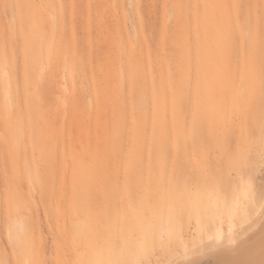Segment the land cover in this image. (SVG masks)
<instances>
[{
  "label": "rangeland",
  "instance_id": "374dc122",
  "mask_svg": "<svg viewBox=\"0 0 264 264\" xmlns=\"http://www.w3.org/2000/svg\"><path fill=\"white\" fill-rule=\"evenodd\" d=\"M0 59L5 264H170L230 221L264 264V0H0Z\"/></svg>",
  "mask_w": 264,
  "mask_h": 264
},
{
  "label": "bare ground",
  "instance_id": "6f19581e",
  "mask_svg": "<svg viewBox=\"0 0 264 264\" xmlns=\"http://www.w3.org/2000/svg\"><path fill=\"white\" fill-rule=\"evenodd\" d=\"M4 48H6V47H4ZM6 50V49H5ZM8 50V49H7ZM3 51V50H2ZM5 52V51H4ZM6 53V52H5ZM8 54H9V52H7ZM3 55H4V53H3ZM6 55V54H5ZM7 56V55H6ZM9 56V55H8ZM8 58V57H7ZM12 61V60H11ZM13 62V61H12ZM7 63V61H6V59H0V68H3L2 69V77H4V75H6L7 76V78H9V75H7V71H8V69H9V67H11V66H8V64H6ZM12 65V64H11ZM11 69H12V67H11ZM66 74V73H65ZM11 76L13 77H10L9 78V80L10 81H6V99H7V101H8V103H12L13 102V100H12V97H11V88H12V86H13V84H14V82H15V78H14V76L11 74ZM66 76V75H65ZM65 79V78H64ZM64 84V83H63ZM65 85V84H64ZM62 86V85H61ZM63 88V87H62ZM64 90V89H63ZM68 90V89H67ZM61 95V94H60ZM60 98V97H59ZM64 99V98H63ZM64 101V100H63ZM67 103V102H66ZM67 105V104H66ZM249 195H250V192L249 191H246L245 192V196L246 197H249ZM251 196V195H250ZM260 224H258L259 225V227L260 228H263V226H264V216H263V220L261 221V222H259ZM262 226V227H261ZM238 229H239V224L238 223H236L235 221H230L228 224H227V227L225 228V230L223 231V232H217L216 233V236H215V241H214V244H215V246H214V248L213 249H211V250H209V251H207V252H204V254H202V255H195V256H191V255H187V256H185V255H183V256H181L176 262H171L170 264H210V262L208 261V260H210V259H212L213 260V263L214 264H228V263H233V258L238 254V251H239V249L242 251L243 249H244V247H245V252L246 251H248L249 252V250L250 249H252V251L253 252H255L254 250H253V248L255 247V243H254V239H253V237L251 238L250 237V233H248V234H245L244 236H242V237H240V238H236L235 237V235L237 234V231H238ZM259 229V228H258ZM257 228H256V232H257V230H258ZM259 232H260V230H259ZM251 233H252V230H251ZM255 232H254V230H253V234H254ZM263 233V232H262ZM262 233H260L259 235H261ZM18 233H16V232H13L12 233V238L14 239V240H17V237H18ZM255 235V234H254ZM256 235L258 236V234L256 233ZM263 235H264V233H263ZM263 235H261V237L263 236ZM257 236H255L256 237V240H255V242L257 243L258 241H257V238H259V236L257 237ZM219 237H223V240L221 241V240H219L218 238ZM225 237V238H224ZM254 237V238H255ZM229 238H233L234 240H235V242L234 243H230L229 242ZM262 238H264V236L262 237ZM261 238V239H262ZM253 239V240H252ZM252 240V241H251ZM263 240V239H262ZM261 243H262V241L261 242H259V244L261 245ZM264 243V242H263ZM258 244V243H257ZM258 244V245H259ZM254 245V246H253ZM257 245V246H258ZM252 246H253V248H252ZM243 247V249H241ZM257 248V247H256ZM259 248H260V246H259ZM259 248H257V250L259 249ZM262 248V247H261ZM249 249V250H248ZM255 249V248H254ZM243 250V251H244ZM241 251H239V253L241 252ZM242 251V252H243ZM252 251L250 250V255H251V253H252ZM244 252V253H245ZM248 252H246L247 254H248ZM257 252V251H256ZM244 253H243V255H244ZM259 253V252H258ZM76 259L78 258V261H77V263L76 264H81L80 262H81V260H80V256L82 255L81 254V252L79 251V249L77 250V252H76ZM246 254V255H247ZM252 254H255V253H252ZM261 254H262V250H261ZM245 255V256H246ZM248 256V255H247ZM253 256V255H252ZM245 258V257H244ZM243 258V259H244ZM236 259V258H235ZM243 259H242V262H243ZM240 260V259H239ZM264 260V259H263ZM65 261H66V258H65ZM235 262H236V260H234ZM62 262H64V260L62 259ZM241 262V263H242ZM212 263V264H213ZM240 263V262H239ZM240 263V264H241ZM0 264H5V262H4V259H3V256H0ZM86 264H105L104 263V261H102V263H99L98 262V260H97V258L95 257V256H93L92 254L91 255H89V258H88V260H87V262H86ZM235 264H237V263H235ZM250 264V263H249Z\"/></svg>",
  "mask_w": 264,
  "mask_h": 264
},
{
  "label": "snow or ice",
  "instance_id": "6c2138e0",
  "mask_svg": "<svg viewBox=\"0 0 264 264\" xmlns=\"http://www.w3.org/2000/svg\"><path fill=\"white\" fill-rule=\"evenodd\" d=\"M260 152L261 155L264 156V141H262L260 145ZM186 200L189 203V205L192 207L193 210H200L199 205H200V198H199V188L197 185H190L186 189ZM220 206V201L219 198L216 200L215 207ZM219 240H223V237H219ZM230 243H234L235 240L233 238H229ZM151 248H145L143 249L141 253V258L137 259L134 264H152V261L149 259L151 255ZM117 264H120V262H117ZM159 264V262H158Z\"/></svg>",
  "mask_w": 264,
  "mask_h": 264
}]
</instances>
